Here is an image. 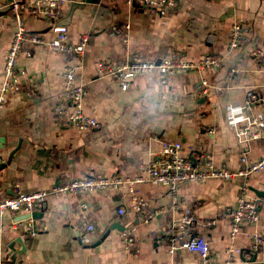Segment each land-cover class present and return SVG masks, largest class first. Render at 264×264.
I'll return each instance as SVG.
<instances>
[{
	"label": "crops",
	"instance_id": "0c3cea01",
	"mask_svg": "<svg viewBox=\"0 0 264 264\" xmlns=\"http://www.w3.org/2000/svg\"><path fill=\"white\" fill-rule=\"evenodd\" d=\"M13 1L32 0H0V83L16 31ZM82 1L67 0L56 20L28 17L26 27L49 39L50 29L61 25L58 22L69 14L71 3ZM237 23L249 29L242 43L231 48ZM65 25L73 43L89 35L77 78L86 84L85 110L100 121V127L77 130L56 124L53 107L63 89L64 56L41 45L29 57L27 44L19 57L26 72L24 89L9 95L0 108V157L5 161L0 198L18 191H50L87 175L146 177L145 166L159 156L164 141H180L185 156L195 158L204 152L216 167L238 169L244 144L234 120L246 113L242 107L249 90L264 93V70L251 55L255 48L264 49V0H177V7L166 16L131 7L124 0H86ZM178 52L195 61L213 54L220 57V65L201 73L177 74L166 82L155 72L139 74L127 90L112 78L97 75L102 60L119 62L132 53L157 60ZM250 145L251 158L264 156L263 140H252ZM242 185L240 178L179 184L177 200L193 206L195 232L207 238L218 261L226 260L232 243L249 254L252 234L264 230L262 207L260 220L243 223L231 239L228 211L236 205ZM249 186L250 198L258 197L251 187L264 191V170L250 178ZM135 189L146 202L145 211L155 214L148 222L132 208L128 189L51 194L37 215L43 229L34 236L14 228L23 214L0 216V264H201L197 253L182 249L171 254L170 244L159 238L161 226L181 214L173 207L168 188L145 181ZM122 206L125 214L119 213ZM85 224L96 229L86 233ZM129 230L135 239L131 247L122 237ZM84 234L90 243L82 242ZM235 264H264V253L248 259L239 255Z\"/></svg>",
	"mask_w": 264,
	"mask_h": 264
},
{
	"label": "built area",
	"instance_id": "2783aa9c",
	"mask_svg": "<svg viewBox=\"0 0 264 264\" xmlns=\"http://www.w3.org/2000/svg\"><path fill=\"white\" fill-rule=\"evenodd\" d=\"M124 1L131 7L153 10L159 16H166L177 7V0ZM66 2L67 0H32L28 2L13 1L10 4L16 20V31L7 52L4 79L0 83V108L6 104L9 95H17L24 89L26 72L19 65L21 51L30 43L26 50V55L30 57L35 48L45 45L51 50L61 53L65 60L62 74L63 89L53 107L54 121L61 128L96 129L100 127V121L85 110L86 84L78 82L77 78V70L85 60L89 35L83 34L79 42L73 43L69 39L66 25H53L50 29L52 35L49 39L30 32L26 27L28 17L58 19L62 15V8ZM129 27L128 25L127 28L129 29ZM248 29L249 27L242 23L233 26L230 39L231 48L238 47L242 43V38ZM123 41L128 42V35L123 36ZM251 55L257 59L261 69L264 70V49L255 48ZM219 65L220 57L213 54H206L203 58L195 61L179 52L170 53L157 60L143 59L139 53H132L126 60L119 62L99 61L96 70L100 78H112L123 90H127L131 86L132 80L139 74L155 72L162 82H166L169 77L177 74L201 73ZM28 92H32V89ZM242 109L246 110V113L234 120L236 134L240 142L244 144L239 157V167L236 170L216 167L208 153L201 152L195 158L185 156L182 154L180 141H164L159 156L145 166L146 177L132 179L87 175L62 182L50 191L34 193L18 191L14 196L0 198V216L8 212L27 216L16 221L14 228L25 230L29 235L34 236L43 227L37 224V218L33 214L45 208L51 194L67 195L98 190L128 189L131 194L132 208L136 213L142 214L141 219L144 222H148L155 214L145 211L146 202L137 197L135 185L149 181L167 187L172 196L173 207L181 210L179 217L172 219L168 224H163L159 230V238L167 240L170 244L171 254L184 249L197 253L201 257V264H235L238 262L239 255L248 259L250 255L264 253V230H258L251 236L252 244L249 254L232 243L226 249V260L218 261L211 251L207 238L195 232L198 220L193 206L177 200L180 183L204 182L210 178L224 181L240 178L243 181L241 194L236 205L228 211L232 219L231 239L236 238L243 223H255L260 220V208L264 207V197L250 198L249 180L253 175L264 170V156L255 160L249 154L250 141L258 139L264 141V93L249 90ZM257 109L258 112H256ZM4 163L5 161L0 157V166ZM126 210V206H122L119 213L125 214ZM212 222H208V224ZM95 229L94 224L83 226V231L86 233ZM122 237L128 247L134 246L135 239L131 230L124 231ZM82 242L90 243L88 235L84 234Z\"/></svg>",
	"mask_w": 264,
	"mask_h": 264
},
{
	"label": "water",
	"instance_id": "95a60500",
	"mask_svg": "<svg viewBox=\"0 0 264 264\" xmlns=\"http://www.w3.org/2000/svg\"><path fill=\"white\" fill-rule=\"evenodd\" d=\"M85 4H86V0H83L82 2H72L69 14L67 16H65L63 19H60L58 23L61 24V25H65L66 23L68 24V21L71 19L72 14L74 13V10L77 9V8L83 7ZM0 16H1V12H0ZM4 165L5 164H2L0 166V170L4 167ZM251 189L257 194L258 197H263L264 196V191L257 190V189H255L253 187H251ZM37 215H38V212H35L33 214V216L35 218H37ZM26 217L27 216H25L23 218H26ZM108 234H109V231L106 232V234H105V236L103 238H105Z\"/></svg>",
	"mask_w": 264,
	"mask_h": 264
}]
</instances>
